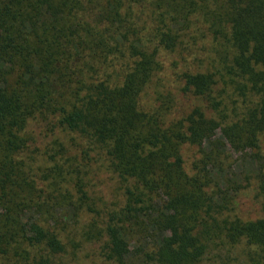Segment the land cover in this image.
<instances>
[{
	"label": "trees",
	"instance_id": "1",
	"mask_svg": "<svg viewBox=\"0 0 264 264\" xmlns=\"http://www.w3.org/2000/svg\"><path fill=\"white\" fill-rule=\"evenodd\" d=\"M0 264H264V0H0Z\"/></svg>",
	"mask_w": 264,
	"mask_h": 264
},
{
	"label": "rangeland",
	"instance_id": "2",
	"mask_svg": "<svg viewBox=\"0 0 264 264\" xmlns=\"http://www.w3.org/2000/svg\"><path fill=\"white\" fill-rule=\"evenodd\" d=\"M166 65L168 66V63ZM107 178L108 176L106 174L102 175V179L106 180V183L100 188V190L104 200H106L108 203H111L117 197V195L114 192V185L110 184V182H107Z\"/></svg>",
	"mask_w": 264,
	"mask_h": 264
}]
</instances>
